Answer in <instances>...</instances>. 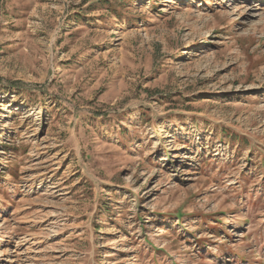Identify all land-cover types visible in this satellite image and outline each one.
Here are the masks:
<instances>
[{
  "label": "rangeland",
  "instance_id": "374dc122",
  "mask_svg": "<svg viewBox=\"0 0 264 264\" xmlns=\"http://www.w3.org/2000/svg\"><path fill=\"white\" fill-rule=\"evenodd\" d=\"M0 264H264V0H0Z\"/></svg>",
  "mask_w": 264,
  "mask_h": 264
}]
</instances>
